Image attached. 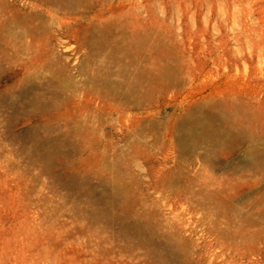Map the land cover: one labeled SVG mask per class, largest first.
Wrapping results in <instances>:
<instances>
[{"label":"rangeland","instance_id":"rangeland-1","mask_svg":"<svg viewBox=\"0 0 264 264\" xmlns=\"http://www.w3.org/2000/svg\"><path fill=\"white\" fill-rule=\"evenodd\" d=\"M2 4L42 9L55 54L22 86L32 56L0 55V264H264V0ZM106 22L117 47L94 57L79 36ZM87 59L115 100L49 84ZM41 93L61 104L47 119L30 105ZM187 120L217 143L180 142Z\"/></svg>","mask_w":264,"mask_h":264},{"label":"bare ground","instance_id":"bare-ground-1","mask_svg":"<svg viewBox=\"0 0 264 264\" xmlns=\"http://www.w3.org/2000/svg\"><path fill=\"white\" fill-rule=\"evenodd\" d=\"M42 1H44V0H42ZM49 1L52 4H54L53 6L62 7L64 9H66V10L76 9V8L79 7V5L81 3V0H49ZM64 15H66V14H64ZM43 16H44V11L42 9H39L38 6H34V5L30 6V5H28L26 7H23V6H19V5H6V4L0 5V55L3 58H6L8 56H14V57L17 56L18 57L20 55H27L29 57L31 55L32 57L30 59L27 58L26 60H24V67L32 66L34 71L36 69V72L34 74L27 73L26 78L22 80V82L20 83V86L25 85L26 82L33 83V82H35V80L44 81V77H41L38 74L39 70H37V69L39 67H41L43 69V68H45V66H47V72L51 73L50 68H51L52 62H51V60L44 59V58L52 57L55 53H54V48H50V46H49L50 36L48 34V31L46 30V19ZM94 25H95L94 23H90L89 24L90 28L86 29L85 33L81 34L79 36V39L82 40V43L85 46L89 45V46H93L94 47L93 48V50H94L93 56L95 57V56H99V54H101L100 52H101L102 48L105 47V46H106V48L110 47L111 45L114 48L117 47L116 46V29L117 28H116L115 24L109 23V22H106L105 24L102 23L99 26H97V25L94 26ZM98 32H99V34L101 33V36H99V34H98V39H96V35H97ZM127 37H129V36H127ZM131 39H133V38H131ZM80 46H82V45H80ZM121 46H123V45H121ZM142 46H144V45H142ZM118 47H119V45H118ZM142 49H144V48L142 47ZM56 54H58V53H56ZM119 54H121L120 51L118 52V49L117 50L114 49L109 56L111 58H116L117 55H119ZM143 58H141V59H143ZM42 59L44 61H42ZM123 59L124 58H122V60ZM18 62H21V61L18 60V61H15L14 63H18ZM68 62H70V61H68ZM94 65H95L94 60L91 61V60L87 59L86 61L83 62L81 67H79L77 69V73H72V71L69 70L66 65H64V67L61 66L56 74L55 73L51 74V79L49 77V84H51V86H52V84L54 82V85H56L59 90L60 89H64V91H66V90L75 91V90H77V87H78L79 84L87 85L88 83H90V84H92V86H94L95 89H93V90H95V93L97 95H100L101 94V90L105 89V94L107 96H112L114 98V100H115L117 98L118 89H117L116 86L118 84L117 85L115 84L113 86V84L111 82V78H110L111 75L110 74L106 75L105 77H102L101 74H100V70L99 69H97V70L93 69V71H91V69L93 68L92 66H94ZM157 66H158V64H157ZM159 72H160L159 74H160L161 78L162 77H164V79L170 78V73H169L168 69H161ZM143 79H144V75L142 73H140V72L137 73L135 78H134V82L132 84H127L126 93L122 95L123 98H121V101L130 102V99H133L135 93L139 90V87H141V83H143ZM151 79H153V78H151ZM152 83H153V81H152ZM46 85H48V84L46 83ZM43 86H45V85H43ZM151 87H152V85H151ZM169 88H172V87H169ZM83 89H85V88H83ZM148 91H151V90L149 89ZM29 93H30L29 91H25L23 93V95L25 96V95H27ZM56 101H57V98H56L55 95L52 98H46L43 93H41L39 95H33L32 98H31V101H30V105L33 106L34 117L36 119H43V118L47 119L48 116L52 117V114H50L52 109H56L57 111H59V109L61 107V104L56 102ZM72 101L73 100L70 99L68 102L71 103ZM142 101H144V100H142ZM234 101H233V103H234ZM87 102L88 101H86V103ZM89 103L90 102H88V104ZM197 108H198V106H197ZM96 112H100L98 107L96 108ZM70 117L71 116H69V118ZM73 119H76V117L74 115L72 116V118L70 120H73ZM190 121L191 120H187V121L184 122V125H183V127L181 129V135L179 137V141L180 142H185V141H188L190 139H193V140H196V142L207 141V142H209L211 144H216L217 143V138H216V136L214 134H210L211 132L209 133L207 131L205 132L204 129H202L199 133H197L195 128H194V126H193V124ZM140 123L141 122H139V124ZM40 126H41L42 130H45V129L49 128L48 124H42ZM156 126H158V125L156 124ZM177 126H178V124H177ZM83 127L84 126H80V129H82ZM145 127H147V126H145ZM150 131H151V129H150ZM148 134H150V133H148ZM151 134H153V133L151 132ZM145 136H146V134H145ZM138 143H140V142H138ZM138 145H140V144H138ZM254 146L255 145H252V144L250 145V147H254ZM251 160H253V159H251ZM116 178H118V177H116Z\"/></svg>","mask_w":264,"mask_h":264}]
</instances>
